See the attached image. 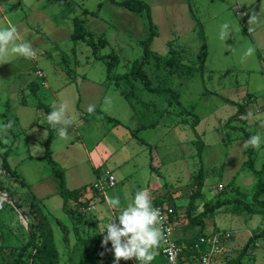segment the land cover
I'll return each mask as SVG.
<instances>
[{
  "label": "rangeland",
  "instance_id": "374dc122",
  "mask_svg": "<svg viewBox=\"0 0 264 264\" xmlns=\"http://www.w3.org/2000/svg\"><path fill=\"white\" fill-rule=\"evenodd\" d=\"M144 1L151 8L158 31L150 45L152 52L164 57L172 47L185 63L173 74L151 64L145 69L154 84L178 90L182 106L198 117L195 131L204 143L201 159L196 155L192 115H178L179 108L172 106L155 127H141L157 119L152 107L137 103L133 111L119 92L123 83L116 89L114 80L106 77L105 60L97 58L113 53L119 61L111 74L128 71L132 61L143 54L141 40L148 35L145 12L129 11L110 0H69L71 11L61 0H0V28L14 24L21 40L30 42L36 52L31 59L14 56L0 64V124L14 122L7 135L0 133V165L2 152L9 148L7 161L25 183L22 186L0 169V196L5 198L0 208V264H15V255L30 233L40 243L42 231L48 227L60 256L57 264H92L94 260L77 243V236L98 234L102 242L106 231H101L113 214H120L119 209L107 207L106 197H119L123 207L137 191L147 189L152 203L170 201L186 209L200 167L205 173L204 187L193 214L217 200L238 198L252 203L257 176L245 164L248 148L242 145L248 136L264 137V128L259 120L243 122L237 118L231 122L233 127L225 123L237 112L236 103H246L241 119L250 110L264 119V0H191L205 35L202 71L198 65L204 42L186 0ZM259 12L260 22L249 33L248 19ZM76 15L95 37L106 39L97 54L84 41L70 38ZM225 22L230 24L231 33L222 41L219 31ZM249 46L255 48L254 55L242 60ZM186 65L192 67L190 73H186ZM37 69L41 76L35 74ZM31 80L39 84L37 96L29 90ZM138 91L140 101L165 107L161 97ZM39 101L51 109L53 101L68 105L73 123L67 138H60L58 130L48 124L47 115L37 106ZM88 105H95L91 114ZM105 116L121 123L114 124ZM132 132L147 143H140ZM49 133L55 137L49 145L51 155L68 189L88 191L95 182L104 185L103 190L94 191L93 198L81 196V201L89 199L87 208L71 200L66 209L63 207L58 181L43 158ZM263 160L261 144L254 149V168L260 169ZM107 171L116 179L113 187L105 186ZM261 198L264 200V194ZM70 209L75 215L84 212L81 223L67 213ZM57 220L67 227L68 243L63 241V229ZM204 221L200 229L183 216L175 225L174 237L181 240L200 232H230L224 243L225 261H232L252 234L264 228L263 214H247L237 203L220 207ZM30 250L24 253L23 261L28 260ZM242 263L264 264V237L249 245Z\"/></svg>",
  "mask_w": 264,
  "mask_h": 264
},
{
  "label": "trees",
  "instance_id": "16d2710c",
  "mask_svg": "<svg viewBox=\"0 0 264 264\" xmlns=\"http://www.w3.org/2000/svg\"><path fill=\"white\" fill-rule=\"evenodd\" d=\"M110 1L135 13L145 12L147 15L148 35L144 39L141 40V45L143 48L142 56L132 61L131 66L128 71L113 75L111 74V71L117 65L119 61L117 56L113 53H108L106 55L97 56L98 59H104L106 62L107 79H113L115 87L118 90L120 87V83H123L124 88L120 89L119 92L129 102L133 111H135L137 103L152 107L151 112L153 115L156 116L157 119L152 120L150 123L143 124L141 127H145V128L155 127L159 119L164 114L171 112L170 107L176 106L179 108V111L177 112L178 115H192L191 127L194 130V134L197 136V133L195 131V126L198 122V117L194 113H192L191 110L186 109L182 106L180 99H179L180 93L178 92V90L170 86H167L166 84L165 85L154 84L145 69L146 65L151 64L153 65L155 69L163 68V69H166L169 74H173L175 73L178 67L184 66L183 64H185L182 62V58L180 57L179 52L173 49L172 47L169 48L167 55H165L164 57L158 56L152 52L150 45L154 37L158 35V31L156 29L155 24L153 23L151 19V15H150L151 8L149 4L145 2L144 0H110ZM186 2H187L188 9L190 11L191 17L195 20L196 25L198 26L201 39L204 42L203 54H202L201 60L198 65V68L202 71L203 65H204V58L206 55L205 35L203 32V28H202V24L200 20L197 18V16L194 14L192 10L191 0H186ZM61 4H63L66 7V9H69L71 11L69 0H61ZM83 23L84 21L81 17L77 15L73 17V30L71 32L70 38L74 41H84L88 46H90L92 52L94 54H97L98 49L100 47L105 46L106 39L102 38L101 36L95 37L88 29H86ZM191 69H192L191 66L186 65L185 67L186 73H190ZM138 83H140L141 85L140 88L138 86ZM28 87H29L30 92L37 96V93H36L38 90L37 83L30 82L28 84ZM139 89H142L148 93L154 94L158 97H161L165 102V107L156 108L154 107V104L151 101H148L146 103L140 101L138 97ZM227 101L233 102L228 99ZM236 105L238 107L237 112L226 121L225 126L227 127H233L231 125V122L237 118H239L243 122L247 120L246 117H244L243 119L239 117V115H244L246 113V110H245L246 103H236ZM37 106L38 108H42L46 115L52 111L49 105H46L42 103L41 101L37 103ZM96 111L101 112L100 110H96ZM105 117L107 118L108 121H111L114 124L121 123L117 119L111 118L109 116H105ZM240 129H242V127ZM132 136L136 137V139L142 144L147 143L145 140L140 138L136 134V132H132ZM246 136H248L247 133H246ZM51 138H52V134L49 133L47 139L44 142L45 151L43 154V158L51 166L52 172L58 181V185L60 189L59 193L63 199V207L66 209V205L68 204V201L71 200L75 202L76 204H79L87 208L89 204V199H85L84 201L80 200L81 196L84 194V191L79 188L78 189L77 188L68 189L66 187L65 180L63 177V172L57 166L56 161L53 159L51 155V150L49 147ZM195 143L197 147L196 155L198 158L201 159L204 143L199 138V136H197V140L195 141ZM1 144L3 145L4 143L1 142ZM8 150L9 148L5 149L2 152L0 169L5 174L19 181V183L22 186H25V183L22 179H20L19 174L14 169L11 168L10 164L7 161ZM245 164L247 168L250 169L254 173L255 176H257V180L255 184L253 185V190L251 193V200H252L251 204L246 203L238 198L223 199L221 201L217 200L214 203H207L206 206L201 211H199L196 214H193L192 211L195 208V202L201 196V193L204 187V179H205V173H204L203 168L200 167L198 169L197 173L194 176L195 188L189 196V201L185 209V215L187 216V221L190 225L194 227L199 226L200 229H203L205 225L204 219L207 216H212L213 213L220 207L227 205V204H233V203L240 204L244 208L247 214H263L264 215V200L261 198V196L264 194V178L262 177V174L264 173V160L262 163V167L260 169H255L254 168V149L249 147ZM149 168L153 170L152 165H149ZM160 203H163V201L157 200L156 202L153 203V205L160 204ZM169 203L172 204L175 208H182L176 203H173L170 201ZM67 213L69 215H74L75 222L77 224L81 223L85 217L84 212L76 213L75 215L73 213V210L71 209L68 210ZM57 223L63 229V241L65 243H68V231H67L66 225L63 224L60 220H57ZM74 231L75 233H77L78 231L77 226H74ZM42 232H44V235L40 243H37L35 241L34 233L33 232L30 233L28 240L18 249L15 255V258H14L15 264H57L59 262L60 256L55 246L51 228L48 227L47 229H43ZM205 234L206 233L200 232L188 239H181V240L178 239L179 243H185L188 246L187 249L183 251V254L184 255L192 254L193 248H191V246L193 242L199 236L205 235ZM260 237H264V228L252 234V236L249 238V241L240 250V252L236 255V257L232 259V261H229V259H227L225 261V264H243L242 258L247 254L249 245L253 241H255L256 238H260ZM77 243L80 245V247L84 251H86L92 257V259L94 260L92 264H114V253L112 251L111 242H109L107 246H102V242L98 234H93V235H89L86 237H82L78 235ZM29 247H31V250L28 253V260L23 261L22 257ZM252 247L253 248L255 247L254 243L252 244ZM195 254L197 253L195 252ZM122 263H123V260L120 261V264ZM151 264H166V259L159 252V255L151 262Z\"/></svg>",
  "mask_w": 264,
  "mask_h": 264
},
{
  "label": "clouds",
  "instance_id": "9594fccd",
  "mask_svg": "<svg viewBox=\"0 0 264 264\" xmlns=\"http://www.w3.org/2000/svg\"><path fill=\"white\" fill-rule=\"evenodd\" d=\"M264 11V9H261ZM260 22V12L253 13L248 19V32L254 31L253 25ZM230 24L223 23L220 26L219 39L226 41L230 36ZM255 48L249 46L244 52V58L253 56ZM36 52L30 42L23 41L20 38L17 27L9 24L7 27L0 28V64L8 63L9 59L14 56H21L25 59H31ZM89 114L95 111V105H88ZM246 118L250 121L259 120L260 127L264 128V119L258 113L248 111ZM48 124L58 130L60 138H67L68 128L72 125L73 120L68 115V105L66 103H57L53 101L52 111L47 114ZM13 121L0 124V133L7 135L8 130L12 128ZM7 142V141H5ZM264 144V137L261 134L251 135L243 142L245 149L260 148ZM37 145L33 149H37ZM105 204L109 209H119V215L110 217L101 233L106 231L103 236L102 246H107L111 242L114 253V264H120V261L134 260L136 264H151L159 255L161 242L165 240V232L162 227L164 217L159 208L154 207L151 193L147 189L139 190L135 193L134 198L121 207L119 197H106ZM118 219V223L116 220ZM207 264V258H205Z\"/></svg>",
  "mask_w": 264,
  "mask_h": 264
},
{
  "label": "built area",
  "instance_id": "2783aa9c",
  "mask_svg": "<svg viewBox=\"0 0 264 264\" xmlns=\"http://www.w3.org/2000/svg\"><path fill=\"white\" fill-rule=\"evenodd\" d=\"M37 75H42L39 70L37 71ZM105 181V186L107 187H113L116 184L115 177L109 171L105 172ZM103 189L104 185L101 182H95L88 188V191H84V194L90 198L92 195H89V193ZM218 189L221 190L222 185H219ZM153 206L159 208L164 217L162 227L166 238L161 242L159 252L166 259V264H205V258H207V264H225V259L222 255L224 253V243L231 237L230 232L212 231L201 235L191 246L193 248L192 254L184 255L183 251L188 246L185 243H179L178 239L174 237V228L177 222L185 216V209L175 208L169 202ZM122 264H136V261H123Z\"/></svg>",
  "mask_w": 264,
  "mask_h": 264
},
{
  "label": "crops",
  "instance_id": "0c3cea01",
  "mask_svg": "<svg viewBox=\"0 0 264 264\" xmlns=\"http://www.w3.org/2000/svg\"><path fill=\"white\" fill-rule=\"evenodd\" d=\"M39 69H37L36 70V72H35V74L37 75V71H38ZM40 71V70H39ZM32 81V80H31ZM32 82H34V80L32 81ZM38 85V90H39V84H37ZM38 90H37V92L36 93H38ZM252 99V98H251ZM79 104V103H78ZM52 139H54L55 140V137L53 136V138ZM52 144H53V142H50V146H52ZM75 189V188H74ZM93 193H94V191H92L91 193H89V195H92L93 196ZM83 195H85V194H83ZM87 198H89L88 197V195L86 196ZM93 198V197H92Z\"/></svg>",
  "mask_w": 264,
  "mask_h": 264
},
{
  "label": "bare ground",
  "instance_id": "6f19581e",
  "mask_svg": "<svg viewBox=\"0 0 264 264\" xmlns=\"http://www.w3.org/2000/svg\"><path fill=\"white\" fill-rule=\"evenodd\" d=\"M4 199H5V198H4L3 196L0 197V200H1V202H2V203L0 204V208L2 207V204H3Z\"/></svg>",
  "mask_w": 264,
  "mask_h": 264
},
{
  "label": "water",
  "instance_id": "95a60500",
  "mask_svg": "<svg viewBox=\"0 0 264 264\" xmlns=\"http://www.w3.org/2000/svg\"><path fill=\"white\" fill-rule=\"evenodd\" d=\"M1 197V196H0ZM24 217V215H22ZM25 218V217H24Z\"/></svg>",
  "mask_w": 264,
  "mask_h": 264
}]
</instances>
